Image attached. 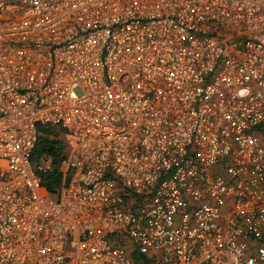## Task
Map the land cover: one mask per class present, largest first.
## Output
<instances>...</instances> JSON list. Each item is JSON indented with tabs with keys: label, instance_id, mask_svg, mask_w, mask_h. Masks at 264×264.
<instances>
[{
	"label": "built area",
	"instance_id": "2783aa9c",
	"mask_svg": "<svg viewBox=\"0 0 264 264\" xmlns=\"http://www.w3.org/2000/svg\"><path fill=\"white\" fill-rule=\"evenodd\" d=\"M0 264H264V0H0Z\"/></svg>",
	"mask_w": 264,
	"mask_h": 264
},
{
	"label": "trees",
	"instance_id": "16d2710c",
	"mask_svg": "<svg viewBox=\"0 0 264 264\" xmlns=\"http://www.w3.org/2000/svg\"><path fill=\"white\" fill-rule=\"evenodd\" d=\"M53 130L51 128H41L39 138L35 144L34 156H38L44 152L53 156V169L41 175L42 184L52 193H54L61 182V172L59 170V162L61 160V150L63 145L51 137Z\"/></svg>",
	"mask_w": 264,
	"mask_h": 264
}]
</instances>
